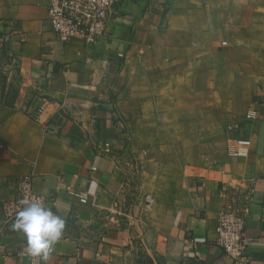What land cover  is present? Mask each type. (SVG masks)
Wrapping results in <instances>:
<instances>
[{"label": "crops", "instance_id": "1", "mask_svg": "<svg viewBox=\"0 0 264 264\" xmlns=\"http://www.w3.org/2000/svg\"><path fill=\"white\" fill-rule=\"evenodd\" d=\"M0 60L25 86L0 97V264L26 253L1 206L27 175L66 221L47 264H264V0H125L93 48L0 0ZM224 192L250 205L243 262L215 244Z\"/></svg>", "mask_w": 264, "mask_h": 264}, {"label": "built area", "instance_id": "2", "mask_svg": "<svg viewBox=\"0 0 264 264\" xmlns=\"http://www.w3.org/2000/svg\"><path fill=\"white\" fill-rule=\"evenodd\" d=\"M125 0H45L47 20L51 31L55 34L62 46L72 42H80L87 48H93L107 40L109 37L110 21L116 16L118 5ZM9 33L7 36L22 37L21 29L14 21L7 22ZM119 58L124 59L120 53ZM257 113L250 111L247 120H256ZM4 145L0 142V148ZM252 141L243 138L230 145L228 153L235 158H244L250 154ZM106 154L111 153L109 144L104 149ZM70 194L75 195L82 204H87L88 199L84 194H75L68 188ZM39 197L47 207L56 205L55 200L38 194L33 187V176L27 175L19 178L16 183V196L2 203L4 227L12 225L15 214L22 208L21 202L25 199ZM224 208L219 214L216 229V246L223 254L236 262H243L247 258L250 246L254 239L247 234V222L250 214L249 202H241L240 194L236 192L223 193ZM4 228V229H5ZM17 259L22 264H43L22 252L17 254Z\"/></svg>", "mask_w": 264, "mask_h": 264}, {"label": "clouds", "instance_id": "3", "mask_svg": "<svg viewBox=\"0 0 264 264\" xmlns=\"http://www.w3.org/2000/svg\"><path fill=\"white\" fill-rule=\"evenodd\" d=\"M16 212L12 229L24 235L28 256L47 264L62 238L66 221L45 205L41 198L25 199Z\"/></svg>", "mask_w": 264, "mask_h": 264}, {"label": "rangeland", "instance_id": "4", "mask_svg": "<svg viewBox=\"0 0 264 264\" xmlns=\"http://www.w3.org/2000/svg\"><path fill=\"white\" fill-rule=\"evenodd\" d=\"M1 61L2 60H0V97L3 98L4 103L12 105L16 103L22 88L25 87L22 83L23 77H15L9 84L8 76L4 69L5 63ZM31 95L32 93L29 92L27 96L30 97Z\"/></svg>", "mask_w": 264, "mask_h": 264}]
</instances>
